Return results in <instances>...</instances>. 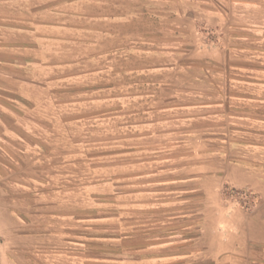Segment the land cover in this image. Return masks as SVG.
Instances as JSON below:
<instances>
[{
	"label": "rangeland",
	"instance_id": "rangeland-1",
	"mask_svg": "<svg viewBox=\"0 0 264 264\" xmlns=\"http://www.w3.org/2000/svg\"><path fill=\"white\" fill-rule=\"evenodd\" d=\"M152 8L0 0V264H175L213 227L203 193L176 179L198 163L264 162V41L201 89L182 90L175 73L167 89L144 82L151 73L114 72L121 51L101 22ZM248 12L264 19V3ZM256 200L221 191L223 205Z\"/></svg>",
	"mask_w": 264,
	"mask_h": 264
},
{
	"label": "crops",
	"instance_id": "crops-1",
	"mask_svg": "<svg viewBox=\"0 0 264 264\" xmlns=\"http://www.w3.org/2000/svg\"><path fill=\"white\" fill-rule=\"evenodd\" d=\"M168 2L174 5L167 7ZM263 3L264 0H156L158 8L119 15L101 22L99 30L105 41H111L121 51L113 57L114 72L151 73L155 77L143 81L167 89H172V79L167 74L175 73L180 75L182 90L201 89L207 81L205 73L216 72V65H226L232 71L237 68L231 63L233 55L248 51L250 41H264L263 16L248 12L262 8ZM238 69L249 70L242 65ZM175 100L169 98L161 103ZM206 103L201 100L195 104ZM212 163H198L191 168V176L176 179L177 186L192 185L189 191L203 193L205 200L200 202L206 201L203 211L213 227L198 254L192 252L175 264H264V162L221 161L214 167ZM197 170L207 173L196 176ZM225 186L252 190L257 195L253 207L223 205L221 191ZM179 190L184 191L183 187L177 189L178 193Z\"/></svg>",
	"mask_w": 264,
	"mask_h": 264
},
{
	"label": "built area",
	"instance_id": "built-area-1",
	"mask_svg": "<svg viewBox=\"0 0 264 264\" xmlns=\"http://www.w3.org/2000/svg\"><path fill=\"white\" fill-rule=\"evenodd\" d=\"M244 204H245V205H249V204H251L250 197H249V198H246V200L244 201Z\"/></svg>",
	"mask_w": 264,
	"mask_h": 264
}]
</instances>
